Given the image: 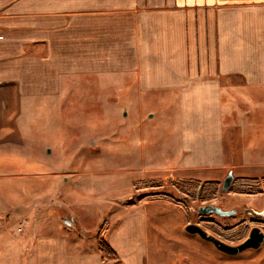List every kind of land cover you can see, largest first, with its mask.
Wrapping results in <instances>:
<instances>
[{
	"label": "rangeland",
	"instance_id": "1",
	"mask_svg": "<svg viewBox=\"0 0 264 264\" xmlns=\"http://www.w3.org/2000/svg\"><path fill=\"white\" fill-rule=\"evenodd\" d=\"M119 83L113 74L77 76L57 93L29 96L0 87V260L10 220L19 226L35 217L40 230L58 231L54 220L42 223L57 219L70 234L79 231L97 243L129 205L140 203L145 264H264V241L227 254L184 229L197 223L230 243L247 235L250 225L264 232V217L197 212L203 204L262 209L264 143L258 140L264 137V106L256 109L258 101L245 102L242 94L223 95L225 166L179 170L175 96L131 94ZM249 113L253 124L244 135ZM228 170L232 182L222 191ZM89 240L83 237L81 244ZM106 259L114 261L112 255Z\"/></svg>",
	"mask_w": 264,
	"mask_h": 264
},
{
	"label": "crops",
	"instance_id": "2",
	"mask_svg": "<svg viewBox=\"0 0 264 264\" xmlns=\"http://www.w3.org/2000/svg\"><path fill=\"white\" fill-rule=\"evenodd\" d=\"M109 74L131 94L175 96L176 168L224 167L223 95L264 106V0H0V87L50 95L74 77ZM126 210L106 235L111 263L99 241L26 217L8 221L0 264H145V209Z\"/></svg>",
	"mask_w": 264,
	"mask_h": 264
},
{
	"label": "water",
	"instance_id": "3",
	"mask_svg": "<svg viewBox=\"0 0 264 264\" xmlns=\"http://www.w3.org/2000/svg\"><path fill=\"white\" fill-rule=\"evenodd\" d=\"M232 178H233L232 173L231 171H229L222 179V185H221L222 191H225L229 188L232 182ZM245 208H246L245 211H247L252 215L259 217L260 215H264V206L262 207L261 210L260 209L255 210L252 207H245ZM233 211L234 209H222L221 207L214 204H203L197 208V212L200 214H207L208 212V213H218L220 215H230L233 213ZM184 229L189 233L198 234L201 238L211 242L216 247V249L227 254H237L247 248H257L264 241V234L258 226L251 227L247 237L240 243L234 245L228 244L218 239L217 237L208 233L203 227H201L197 223L188 222L184 226Z\"/></svg>",
	"mask_w": 264,
	"mask_h": 264
},
{
	"label": "flooded vegetation",
	"instance_id": "4",
	"mask_svg": "<svg viewBox=\"0 0 264 264\" xmlns=\"http://www.w3.org/2000/svg\"><path fill=\"white\" fill-rule=\"evenodd\" d=\"M229 171H231V170H228L227 171V173L229 172ZM221 185H222V180H221ZM264 206V205H263ZM220 207V206H219ZM245 207H249V206H245V204H242L241 205V208H239V207H233V206H230V207H226V208H223V207H221L222 209H234V211H233V213L232 214H230V215H220V214H218V213H214V214H216V215H218V216H222V217H231V216H234V215H237V214H239V213H241V212H243V213H247L248 215H251L253 218H261V217H264V215H260V217L259 216H255V215H252V214H250V213H248L247 211H245ZM262 208V207H261ZM253 226H256V225H250L249 227H248V231H247V235H248V233H249V230H250V228L251 227H253ZM259 227V226H258ZM260 228V227H259ZM260 230L262 231V229L260 228ZM263 232V231H262ZM263 234H264V232H263ZM213 235V234H212ZM247 235H245L242 239H240L239 241H237V242H235V243H230V242H227V241H225L224 239H222V238H220V237H218V236H216V235H213V236H215V237H217L218 239H220V240H222V241H224V242H226V243H228V244H232V245H234V244H238V243H240L241 241H243L246 237H247Z\"/></svg>",
	"mask_w": 264,
	"mask_h": 264
},
{
	"label": "trees",
	"instance_id": "5",
	"mask_svg": "<svg viewBox=\"0 0 264 264\" xmlns=\"http://www.w3.org/2000/svg\"><path fill=\"white\" fill-rule=\"evenodd\" d=\"M99 245H100V250L102 252V256L103 257L108 258L109 255H112L114 257V259L116 258L113 250L111 249V247L109 246L108 242L104 238L99 240ZM104 252L108 253V254L106 255V254H104ZM118 264H120V262Z\"/></svg>",
	"mask_w": 264,
	"mask_h": 264
}]
</instances>
